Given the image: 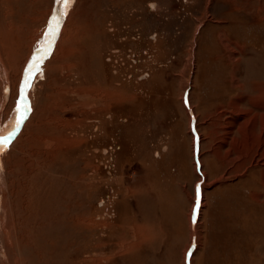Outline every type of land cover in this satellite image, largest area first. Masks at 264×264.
I'll return each mask as SVG.
<instances>
[{
    "label": "rangeland",
    "instance_id": "obj_1",
    "mask_svg": "<svg viewBox=\"0 0 264 264\" xmlns=\"http://www.w3.org/2000/svg\"><path fill=\"white\" fill-rule=\"evenodd\" d=\"M0 60V264H264V0H0Z\"/></svg>",
    "mask_w": 264,
    "mask_h": 264
},
{
    "label": "bare ground",
    "instance_id": "obj_2",
    "mask_svg": "<svg viewBox=\"0 0 264 264\" xmlns=\"http://www.w3.org/2000/svg\"><path fill=\"white\" fill-rule=\"evenodd\" d=\"M4 28V27H3ZM55 31V30H54ZM0 62H1V60H0ZM6 82H8L7 81V76H6V73L5 72H2L1 73V71H0V85H1V89H0V96H1V105H3L4 104V102H6V95H5V84H7ZM8 85V84H7ZM7 88V87H6ZM0 105V106H1ZM264 105V104H263ZM2 107V106H1ZM0 107V108H1ZM73 225V224H72ZM78 225V224H77ZM74 226V225H73ZM76 226V225H75ZM53 247V246H52ZM79 257V256H78ZM3 259H2V261H4L3 262V264H7V260L4 258V257H2ZM82 264H86V261L85 260H83L82 261Z\"/></svg>",
    "mask_w": 264,
    "mask_h": 264
},
{
    "label": "snow or ice",
    "instance_id": "obj_3",
    "mask_svg": "<svg viewBox=\"0 0 264 264\" xmlns=\"http://www.w3.org/2000/svg\"><path fill=\"white\" fill-rule=\"evenodd\" d=\"M71 0H65V3H70ZM27 83V82H26ZM199 185H197V198H199ZM197 204H198V199H197Z\"/></svg>",
    "mask_w": 264,
    "mask_h": 264
},
{
    "label": "crops",
    "instance_id": "obj_4",
    "mask_svg": "<svg viewBox=\"0 0 264 264\" xmlns=\"http://www.w3.org/2000/svg\"><path fill=\"white\" fill-rule=\"evenodd\" d=\"M258 91H259V90H257V92H258ZM259 92H260V91H259ZM259 92H258V93H259Z\"/></svg>",
    "mask_w": 264,
    "mask_h": 264
}]
</instances>
